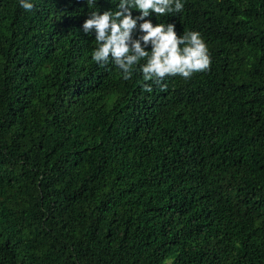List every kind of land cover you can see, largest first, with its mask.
Segmentation results:
<instances>
[{
	"label": "trees",
	"instance_id": "obj_1",
	"mask_svg": "<svg viewBox=\"0 0 264 264\" xmlns=\"http://www.w3.org/2000/svg\"><path fill=\"white\" fill-rule=\"evenodd\" d=\"M0 264H264V0H0Z\"/></svg>",
	"mask_w": 264,
	"mask_h": 264
}]
</instances>
